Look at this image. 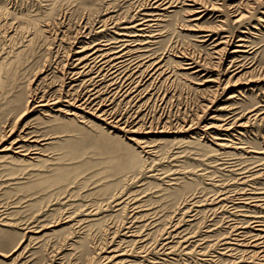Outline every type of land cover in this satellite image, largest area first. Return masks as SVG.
Wrapping results in <instances>:
<instances>
[{
    "label": "rangeland",
    "instance_id": "1",
    "mask_svg": "<svg viewBox=\"0 0 264 264\" xmlns=\"http://www.w3.org/2000/svg\"><path fill=\"white\" fill-rule=\"evenodd\" d=\"M161 1L0 0V264H111L105 258L121 252V264H264L249 257L251 246L222 249L264 221V206L238 199L255 188L264 203V120L235 125L264 111V0H210L216 8L196 21L181 0ZM234 5L245 14L238 22ZM135 12L154 14L143 49L163 71L119 98L103 81L96 101L111 95L116 110L138 116V129L92 110L56 111L64 102L36 106L40 95L91 88L89 72L66 78L73 52L124 32L132 23L121 20ZM109 19L119 23L101 26ZM203 30L235 35L234 44L244 37L252 48L237 55L247 66L229 72L236 47L214 58L213 38L199 43ZM181 53L200 60L196 72ZM23 132L42 139L22 142L39 148L35 160L11 149ZM165 242L176 246L169 254Z\"/></svg>",
    "mask_w": 264,
    "mask_h": 264
},
{
    "label": "bare ground",
    "instance_id": "2",
    "mask_svg": "<svg viewBox=\"0 0 264 264\" xmlns=\"http://www.w3.org/2000/svg\"><path fill=\"white\" fill-rule=\"evenodd\" d=\"M159 0H154V4L158 2ZM251 1V0H247ZM173 1L170 0H162L160 2L161 5L165 4H171ZM182 4L186 5L190 8L189 15H196L194 16L190 21H196L201 19L203 16L206 15V11L211 10L212 8H216L218 1H210V0H181ZM169 5L167 7H169ZM158 7V6H157ZM142 15V16H141ZM231 15L235 19L234 22H238L242 20L245 16L244 12L242 10H239V5H234L233 9L231 10ZM154 14H147V13H140L136 12L132 15H129V19H123L122 22L126 21L127 23H132L130 26L123 27L124 32L120 34H116L117 36L111 37V38H102L100 40H97L95 42H92L88 45L89 51L87 53L85 52L86 49L81 46L76 52H73L76 54L77 58L73 60V62L69 63V69L70 71L67 72V77L70 80V83L73 81H77L79 77L83 74L88 73V77L86 80L89 82L88 84L92 87L81 91L78 94L71 95L68 94L67 91H64L62 95H56L54 97H47V96H39V100H37L36 106L38 107H48V106H54L58 105L61 102H64L65 105L63 108H57L56 111L63 112L65 114H73L75 109L79 110H85V111H91L95 117H97L99 120L109 124L113 125L115 128L125 131H134L139 128L140 125L137 126V128L132 129L133 126H135L140 119H138L135 122V119L138 117L137 115L128 114L127 112L116 110L115 106L112 105V102L110 101L111 95H115L116 97L121 96H128L129 92L137 91V88H135L137 85H139L143 79L147 76H149V73L151 71L154 72L149 76L150 78L157 73L158 71L162 72L163 69L160 64L159 59H153L150 60V53H148L147 50L143 49L144 43H147L148 41L143 42L147 36H149L148 33L154 32V23L155 20ZM119 22L110 20L107 21L105 25L101 26H109L111 24H114L116 26ZM190 27H195V30H199L197 28L196 24H192ZM130 29V30H127ZM101 31V30H99ZM205 33H202L199 37L201 38L199 40V43H206L213 38V33L210 32V30H203ZM140 37H143L142 39ZM235 35H223L218 36L217 38H213V40L209 43L212 48V54H214V58H221L226 61V57H224L226 54L224 53L225 48L235 46L236 49H233L232 53H236L234 55V58L228 62V69L229 72L238 73L241 72L249 62L247 60H243L244 58H241V56L237 55L239 52H248V50H245L243 48L248 47L251 49L252 47H249L245 44L244 37L237 36V40L235 43ZM223 45L222 47H220ZM220 47V48H219ZM225 54V55H224ZM181 59L180 64L186 65L184 69H193L197 67V62L200 60H196L192 57L189 53H181ZM241 58V59H239ZM186 60L183 62L182 60ZM66 64V63H65ZM64 64V65H65ZM184 67V66H183ZM197 69H195L193 72H196ZM156 78V76H155ZM85 80V81H86ZM108 81V89L109 92H112L110 97H108L106 100H97V93L99 92V89H96L101 82ZM153 80V79H152ZM99 82V83H98ZM70 83L67 87H70ZM135 88V89H134ZM110 101V102H109ZM62 105V104H61ZM112 105V106H111ZM66 108V109H65ZM253 110H249L248 112H252ZM237 115V114H235ZM233 116L232 119H229V121L225 122L226 129H230L233 125L236 116ZM225 119L228 120V117ZM238 119V118H236ZM256 120V121H262L264 120V111L257 114L256 112L254 114H251L249 117H246V120L241 122L237 120L235 122L236 127L244 128L246 126L250 125V122ZM231 121V122H230ZM228 124V125H227ZM38 136L36 134H33L32 132H23V135H20L19 138H15L12 141L11 149L14 151V153H18L19 155H24L25 157H28L31 160H35L37 155H39V148L35 146H31L30 143L38 142ZM22 142H30L29 145H25ZM145 150V149H143ZM145 152H151V150H145ZM264 172V171H262ZM264 175V174H263ZM251 175H243L241 178H250ZM240 178V179H241ZM251 179V178H250ZM251 186V185H247ZM251 188H253L251 186ZM243 189V188H240ZM250 189L251 192L250 196L248 197H242L240 196L238 199H243V203H249L251 206H264V203H258L259 201L263 200L262 195H251V194H262V192H254ZM246 192V191H245ZM218 197V195H217ZM1 216V213H0ZM193 216V215H192ZM254 227L256 232L249 234L248 236L245 235L244 232H235L233 235L234 238H231V242H226L229 245L225 248H222L225 252L224 254H227L231 251H233V247L230 246L233 245H241V246H251L253 247V250H250V256L264 260V221L260 220H254ZM236 224V225H235ZM44 225L35 226L33 229L41 228ZM232 227L238 228L237 222L232 223ZM32 227H29L28 231L31 230ZM126 232H133L134 229L132 226L125 227L123 226V229H126ZM237 231V229L235 230ZM182 240L180 242H184L186 238H183V236H179ZM179 244V242H176ZM165 244V245H164ZM162 247H165L164 250H166V254L171 253L172 250L175 249L176 246L170 245L169 242H165ZM114 251V250H113ZM117 252V251H115ZM123 252L121 253H114L110 256H107L105 259L106 262H110L111 264H121L123 260L121 258H118L121 256Z\"/></svg>",
    "mask_w": 264,
    "mask_h": 264
}]
</instances>
